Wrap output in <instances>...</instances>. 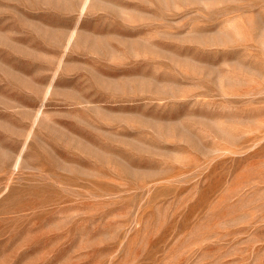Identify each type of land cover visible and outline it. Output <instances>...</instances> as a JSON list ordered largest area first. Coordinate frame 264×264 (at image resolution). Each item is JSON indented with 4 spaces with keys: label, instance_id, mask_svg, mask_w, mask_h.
Here are the masks:
<instances>
[{
    "label": "rangeland",
    "instance_id": "rangeland-1",
    "mask_svg": "<svg viewBox=\"0 0 264 264\" xmlns=\"http://www.w3.org/2000/svg\"><path fill=\"white\" fill-rule=\"evenodd\" d=\"M0 264H264V0H0Z\"/></svg>",
    "mask_w": 264,
    "mask_h": 264
}]
</instances>
